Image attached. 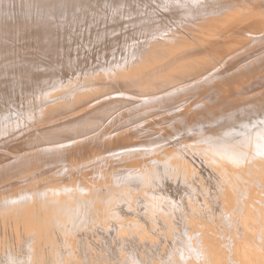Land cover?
I'll list each match as a JSON object with an SVG mask.
<instances>
[{
    "label": "bare ground",
    "instance_id": "6f19581e",
    "mask_svg": "<svg viewBox=\"0 0 264 264\" xmlns=\"http://www.w3.org/2000/svg\"><path fill=\"white\" fill-rule=\"evenodd\" d=\"M21 1L0 264H264V0Z\"/></svg>",
    "mask_w": 264,
    "mask_h": 264
},
{
    "label": "rangeland",
    "instance_id": "374dc122",
    "mask_svg": "<svg viewBox=\"0 0 264 264\" xmlns=\"http://www.w3.org/2000/svg\"><path fill=\"white\" fill-rule=\"evenodd\" d=\"M13 1H14V0H0V12H4L3 10H5L6 12L10 11V6H11L12 4H7V3H9V2H13ZM18 1H19V0H17V3H15L16 1L13 2V5H12V6L18 5ZM20 1H21V0H20ZM61 1H62V0H61ZM61 1L58 0V1L55 2V3L60 4ZM64 1H65V0H63V2H64ZM116 1H117V0H115V2H116ZM126 1H127V0H126ZM126 1H125V4L122 2L124 5H123V8L121 9V10L124 9V11L126 10V13L124 12L125 15L127 14V12H129V8L131 9V10H130L131 12H132V11L134 12L135 7L137 8V6H136V5H137V2L134 4L135 7H132V8H131V5H129L130 7L127 5L128 2H129L130 0H128L127 3H126ZM22 2L24 3V1H21V3H22ZM59 2H60V3H59ZM134 2H135V0H134V1L131 0L132 6H133V3H134ZM27 3H29V1H27ZM51 3H53V2H50V3L47 2L46 4H44V6H45V5L48 6L47 4L50 5ZM55 3H54V4H55ZM122 3H121V6H122ZM131 3L129 2V4H131ZM5 4H6V5H5ZM19 4H20V2H19ZM119 4H120V3H119ZM3 6H4L5 9L3 8ZM7 6H9L8 9H6ZM37 6H38V3L35 2V1H32V9H33V10H36V11H39V8H38ZM44 6H43V7H44ZM51 6H52V4H51ZM124 6H125V7H124ZM126 6H128V10H127ZM133 8H134V9H133ZM132 9H133V10H132ZM26 10H28V8H26ZM6 12H5V13H6ZM120 12H121V13H120L121 16L123 17V20H124V17L126 18V19L124 20V22H125V21L127 20V18H129L130 16L132 17V19L135 17L134 14H133V12H132V15H130L131 12H130V14L128 13V14L130 15L129 17H128V16H124V15H123V14H124L123 11H120ZM0 14H1V13H0ZM1 16H2V18H1V17H0V18L3 19V15H2V14H1ZM1 19H0V20H1ZM129 20H130V21H129ZM128 21L131 22V18H129ZM0 22H1V21H0ZM124 22H123V25H124ZM126 22H127V21H126ZM81 23H83V21H81ZM127 23H128V22H127ZM127 23H125V24H127ZM80 26H82V24H80ZM20 36H21V35H20ZM22 43H23V42H22ZM22 43H21V44H22ZM22 46H24V45L22 44Z\"/></svg>",
    "mask_w": 264,
    "mask_h": 264
}]
</instances>
